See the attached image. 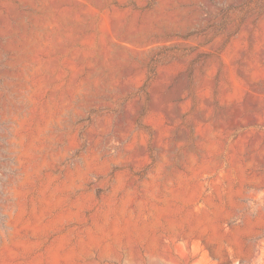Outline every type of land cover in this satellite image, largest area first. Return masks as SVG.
<instances>
[{
	"label": "rangeland",
	"instance_id": "374dc122",
	"mask_svg": "<svg viewBox=\"0 0 264 264\" xmlns=\"http://www.w3.org/2000/svg\"><path fill=\"white\" fill-rule=\"evenodd\" d=\"M0 264H264V0H0Z\"/></svg>",
	"mask_w": 264,
	"mask_h": 264
}]
</instances>
